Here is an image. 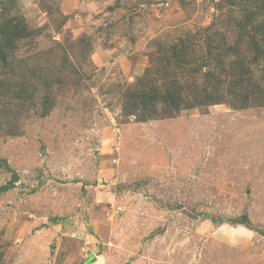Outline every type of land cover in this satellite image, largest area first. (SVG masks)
<instances>
[{
    "label": "rangeland",
    "instance_id": "rangeland-1",
    "mask_svg": "<svg viewBox=\"0 0 264 264\" xmlns=\"http://www.w3.org/2000/svg\"><path fill=\"white\" fill-rule=\"evenodd\" d=\"M263 4L0 0V264H264V106L222 46ZM170 47L188 91L226 64L223 103L131 110Z\"/></svg>",
    "mask_w": 264,
    "mask_h": 264
},
{
    "label": "trees",
    "instance_id": "trees-1",
    "mask_svg": "<svg viewBox=\"0 0 264 264\" xmlns=\"http://www.w3.org/2000/svg\"><path fill=\"white\" fill-rule=\"evenodd\" d=\"M263 7L264 4L262 8ZM256 20L257 19L254 18L253 15L247 16V19L244 20L246 25L242 26L239 30L240 34L251 35L253 40L252 48L254 49V52L251 50V45L249 42L245 44V54L241 53L244 45L240 42H235L233 45L228 43L222 44L223 48L227 47L229 52L235 56H229L228 59L230 60L231 58L232 60L229 63L228 68H232L231 72L233 74V81L230 83H233L234 87L236 88V94H234V97H236L238 100V95L243 94L242 99L239 100L241 104L239 107H237V109L250 107L251 105L264 106V28L261 27L264 26V22L256 24L257 26L254 27V30L251 27L247 28V26H250V24H255ZM180 51L181 50L175 47L166 48L163 52H161L162 58L160 56V58L157 59V65L155 69L158 70L156 71L158 74L160 71L164 72L165 75H162L163 77H157L154 74L156 76L155 77L153 76L152 72L148 70L147 77L150 82L144 78L145 81H147V85H145L143 89L137 88L128 91L129 97H131L136 103L131 109L135 110L133 112L137 113L140 111L145 112L144 110L148 111L146 104L149 101L152 103L156 102L162 104L164 106L163 111L165 112L166 116L179 111L181 107H186L189 109L205 106L206 104L214 105L223 103V99H221L220 91L218 89L220 88L219 86H221V84L225 83L221 80L222 75L220 76L219 71H223L226 67V64H224L220 69L218 63H215L211 59L213 63H215V68L211 69L213 71H210L208 68L207 70L209 71L207 72H202L201 69L197 73H204L205 82L202 84L204 86V91L201 92L202 89L197 85L198 83H196L194 89H189L190 91H188L185 90V85H183V81L181 80L182 77H179V75H171L169 74L168 70V66L172 64H178L180 67H182V62L186 59V57ZM166 60L167 62H165ZM252 65H256L260 68V70H262V82H257L249 76L251 74L249 72H254L252 70ZM202 67L207 68V65H203ZM180 70L183 71L184 68L182 67ZM254 77L255 76L253 75V78ZM210 87H215L217 89H210ZM232 106L236 108V105Z\"/></svg>",
    "mask_w": 264,
    "mask_h": 264
}]
</instances>
